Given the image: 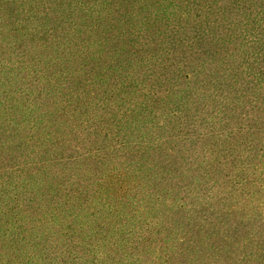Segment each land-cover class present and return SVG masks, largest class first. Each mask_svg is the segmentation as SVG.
Returning <instances> with one entry per match:
<instances>
[{
    "label": "trees",
    "instance_id": "1",
    "mask_svg": "<svg viewBox=\"0 0 264 264\" xmlns=\"http://www.w3.org/2000/svg\"><path fill=\"white\" fill-rule=\"evenodd\" d=\"M8 170L2 264L33 204L112 264H264V0H0Z\"/></svg>",
    "mask_w": 264,
    "mask_h": 264
},
{
    "label": "rangeland",
    "instance_id": "2",
    "mask_svg": "<svg viewBox=\"0 0 264 264\" xmlns=\"http://www.w3.org/2000/svg\"><path fill=\"white\" fill-rule=\"evenodd\" d=\"M24 122L25 127L14 130L15 134L12 137L10 149L14 150L15 152L13 153V156H9L4 161L3 166L18 163L19 159L21 158L20 151H27V145L24 144L28 133L26 128L27 121ZM18 148H20V150H17ZM50 168L54 171L59 169V167L56 166H50ZM2 173L0 178L10 175L12 177V181L16 179L14 175H11V170H8L7 173ZM258 178L264 182V179H261L259 175ZM66 179H68L67 175H56L54 180L60 184L63 183L65 187H71L70 183L66 184ZM62 193L64 194L63 190ZM11 204L13 205L14 203ZM27 211L33 215V219L31 221L28 219L26 220L27 223L24 224V227L29 228L30 230L29 232H24L23 235L26 240H35V243L32 247L36 246L38 242V257H31L28 261L29 264H112L110 262L111 257L103 256V250L98 248L97 245L88 246L86 240L80 239L77 236H75L76 242H72L74 236H63V233L59 234V222L56 221L55 223H52L45 221L46 219L42 217V211L40 207H36V204H33L27 209ZM40 238L41 240L39 242L38 239ZM2 242L3 239H0V244ZM156 244L157 241L152 245L155 246ZM20 248L22 251L28 249L29 247L20 245ZM104 249L109 250L107 247ZM134 252L136 253L134 257H137V255H139L138 252ZM139 256L145 258L147 261L155 260V253L153 252H149L147 254L140 253ZM26 257H28V254H26ZM116 257L117 264H131V258L127 259L120 258L118 256ZM2 263L3 262L0 261V264ZM14 264H18V262H14Z\"/></svg>",
    "mask_w": 264,
    "mask_h": 264
}]
</instances>
